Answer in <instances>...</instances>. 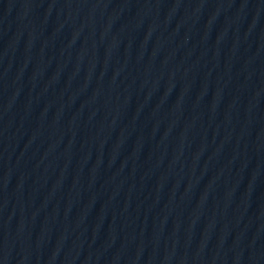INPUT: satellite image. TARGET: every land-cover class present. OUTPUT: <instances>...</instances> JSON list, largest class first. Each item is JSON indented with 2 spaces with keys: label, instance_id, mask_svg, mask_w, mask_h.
Instances as JSON below:
<instances>
[{
  "label": "water",
  "instance_id": "obj_1",
  "mask_svg": "<svg viewBox=\"0 0 264 264\" xmlns=\"http://www.w3.org/2000/svg\"><path fill=\"white\" fill-rule=\"evenodd\" d=\"M0 264H264V0H0Z\"/></svg>",
  "mask_w": 264,
  "mask_h": 264
}]
</instances>
